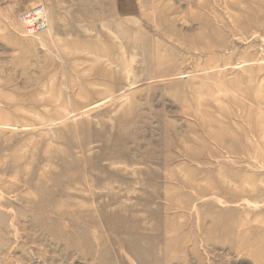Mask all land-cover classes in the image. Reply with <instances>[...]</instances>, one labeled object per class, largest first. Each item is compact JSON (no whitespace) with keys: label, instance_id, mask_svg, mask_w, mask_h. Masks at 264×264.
<instances>
[{"label":"rangeland","instance_id":"rangeland-1","mask_svg":"<svg viewBox=\"0 0 264 264\" xmlns=\"http://www.w3.org/2000/svg\"><path fill=\"white\" fill-rule=\"evenodd\" d=\"M0 264H264V0H0Z\"/></svg>","mask_w":264,"mask_h":264}]
</instances>
